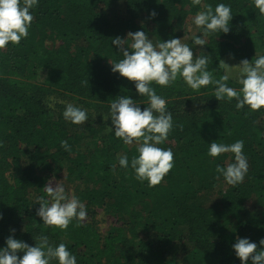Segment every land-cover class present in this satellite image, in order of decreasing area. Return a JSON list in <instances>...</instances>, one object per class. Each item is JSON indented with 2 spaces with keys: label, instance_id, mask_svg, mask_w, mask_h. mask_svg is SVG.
I'll list each match as a JSON object with an SVG mask.
<instances>
[{
  "label": "trees",
  "instance_id": "trees-1",
  "mask_svg": "<svg viewBox=\"0 0 264 264\" xmlns=\"http://www.w3.org/2000/svg\"><path fill=\"white\" fill-rule=\"evenodd\" d=\"M221 2L231 6L230 30L209 33L200 54L209 56L214 79L227 73L229 86L238 89L236 66L264 55V14L254 0H125L114 19L106 0H38L30 9L27 37L0 49V247L10 235L34 246L43 234L53 245L65 243L77 264H175L177 258L240 264L232 249L236 238L261 247L264 107L237 110L235 98L214 97V85L193 90L179 75L168 86L152 82L173 116V127L159 145L172 149L173 167L154 186L138 180L130 166L119 165L120 156L130 162L138 155L137 145L114 137L111 118L103 119L118 95L130 96L141 109L148 104L134 82L111 71L109 61L122 58L111 38L139 29L154 44L181 38L176 32L181 24L205 5ZM187 44L193 46V40ZM50 98L71 100L96 115L73 124L59 104L49 108ZM237 139L244 141L248 171L242 182L229 185L216 165L226 167L234 154L211 157L208 146ZM50 173L82 186L79 197L90 223L73 219L64 230L42 224L37 197L48 198L43 188ZM97 209L122 224L101 236L92 221Z\"/></svg>",
  "mask_w": 264,
  "mask_h": 264
},
{
  "label": "clouds",
  "instance_id": "clouds-1",
  "mask_svg": "<svg viewBox=\"0 0 264 264\" xmlns=\"http://www.w3.org/2000/svg\"><path fill=\"white\" fill-rule=\"evenodd\" d=\"M38 0H0V49L11 42L19 44L26 38ZM254 5L264 14V0H254ZM154 17L153 11L149 14ZM233 15L231 6L217 3L213 8L208 4L204 10L197 11L192 23L203 33L194 38L195 45H206L205 37L209 33H228L230 20ZM111 45H115L122 54V58L109 61L111 71L119 73L121 77L134 82L136 93L146 96L148 104L141 109L140 104L128 95H118L111 100L109 115L110 130L114 137L124 144L137 145L138 155L129 162L127 155L119 157L118 163L122 168L129 166L138 180H146L150 186L157 185L173 167V151L171 148L159 145L167 139L173 127V116L166 107V99L157 94L152 82L156 85L168 86L179 75L188 87L199 90L209 84L214 85V97L220 101L235 98V108L240 110L246 105L251 110L264 107V55H256L254 59H242L236 66L240 75V87L229 86V75L225 73L219 79H214L207 69L209 56L199 54L194 57L193 48L183 43L179 37L160 40L153 43L152 38L143 29L128 32L125 37L111 38ZM203 53V52H201ZM227 68L226 63L221 61ZM63 118L73 124H82L88 119L87 109L73 103H66L62 112ZM61 146L70 151L67 140L60 141ZM244 141L237 139L232 143H217L213 140L208 146V155L219 156L222 153H232L233 162L226 167L216 165V171L221 174L229 185H236L243 181L248 171L247 156L244 151ZM115 167V165H113ZM54 179V178H53ZM61 180L55 187L51 182L44 185V196L37 197L40 207L36 215L45 226H56L67 229L73 219L77 223L87 217L84 203L75 195L66 192ZM14 231V230H13ZM34 246L8 236L5 246L0 247V264H50L55 260L57 264H77L68 246L61 242L53 245L47 235L40 234L35 239ZM257 242L247 237H238L232 244L235 256L240 264H264V238ZM23 253L18 256V253Z\"/></svg>",
  "mask_w": 264,
  "mask_h": 264
},
{
  "label": "rangeland",
  "instance_id": "rangeland-1",
  "mask_svg": "<svg viewBox=\"0 0 264 264\" xmlns=\"http://www.w3.org/2000/svg\"><path fill=\"white\" fill-rule=\"evenodd\" d=\"M125 0H106V11L108 14L111 16V19L115 18V15L119 11H121L123 4ZM194 16L190 17L187 19L183 25L181 24L178 29H176L177 33H181V39L183 43H188L189 41L194 40V38L198 35H203L202 32L192 23ZM49 46V43H46ZM191 48H194V54H200V51L202 50L203 46L200 45H195L193 43V46ZM48 106L49 108H52L55 103L59 104L61 106V110H64L65 104L66 103H73V101L68 100V99H61V98H50L48 100ZM80 106V105H79ZM81 107V106H80ZM57 110H59L57 108ZM52 113H56L55 110L51 111ZM87 113L88 115H96L93 110L87 108ZM103 119H107V117H104ZM54 178V179H53ZM60 181L65 187L66 192H68L70 195L75 194L80 200L81 198L80 193L82 191V186L72 182L67 181L61 173L58 174H51L49 175V178L47 180L48 182H51L52 186L55 187V184L57 181ZM92 221L94 223V226L96 227L97 231L100 233L101 236H104L107 233V230L112 227V226H119L122 224L121 221H118L117 218L111 217L110 215H107L102 209H97ZM84 222L90 223L91 222V217L89 214H87L86 219ZM176 262V263H175ZM175 264H193V261L188 259V258H177L176 261H174Z\"/></svg>",
  "mask_w": 264,
  "mask_h": 264
}]
</instances>
